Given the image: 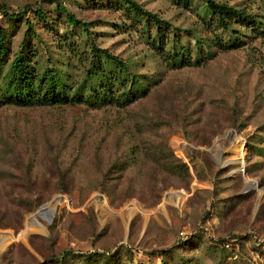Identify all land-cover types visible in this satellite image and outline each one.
<instances>
[{
	"label": "rangeland",
	"instance_id": "1",
	"mask_svg": "<svg viewBox=\"0 0 264 264\" xmlns=\"http://www.w3.org/2000/svg\"><path fill=\"white\" fill-rule=\"evenodd\" d=\"M136 1L169 28L120 0H0L26 10L0 11L2 94L23 49L68 96L0 105V264H264V0H218L254 15L227 29L203 0ZM100 72L110 103L78 102ZM131 81L135 98L118 103ZM222 237H242L236 259L215 250Z\"/></svg>",
	"mask_w": 264,
	"mask_h": 264
},
{
	"label": "trees",
	"instance_id": "2",
	"mask_svg": "<svg viewBox=\"0 0 264 264\" xmlns=\"http://www.w3.org/2000/svg\"><path fill=\"white\" fill-rule=\"evenodd\" d=\"M126 5V8L131 12V14L139 17H143L147 20L148 25H154L158 29L159 32H164L169 28L168 20L159 16L156 12L151 11L149 9L144 8L139 2L136 0H120ZM207 6V8L213 14V17L218 21V26L223 27L225 29L228 28L231 19L233 18H241L247 21V23H251L254 20V15L252 13L246 12L242 8L235 7L233 5L227 4L225 2H221L218 0H203ZM61 6V5H60ZM63 8V7H62ZM38 10V11H37ZM0 11L5 14L9 18L22 17L26 10L9 13L6 9L1 8L0 3ZM36 12L39 16H42V10L36 9ZM24 17V16H23ZM68 20L71 23L79 24L84 31L87 30L86 23L82 19H76L71 13H67ZM26 23L29 21L26 19ZM33 33V30L30 27H27L25 32L26 35L28 33ZM233 44H223L225 48L232 47ZM24 46V43L23 45ZM27 52H30V55H34L35 51L30 46H24ZM8 45L6 42V35L4 31L0 28V61L5 58L8 54ZM179 49L181 50L178 54L180 55L181 60L189 61L190 56L187 53V50L184 46L180 45ZM91 52L93 55H97L100 58H103L106 62H110L119 68H123L125 66L124 62L119 59L117 56L111 54L107 49L97 48L95 45H91ZM97 53V54H96ZM168 58L176 59L175 54H166ZM98 58V59H100ZM30 58L24 53V50L21 49L16 53L14 59L9 65L8 70V94H2L0 89V105L4 102L15 103L18 105H46V104H55L65 102L68 96L63 93L61 83L57 76L53 74V69L46 68L42 71V74L39 76L37 72H35L32 64L30 63ZM106 72L98 73V78L100 81V88L92 90L90 87V93L86 95L85 98L77 97L78 102H88L93 104H107L111 101V96L109 95L111 91L112 81L111 77H108ZM135 84L130 82V85L125 88L119 96L115 99L118 103H122V101H133L135 96L132 94L135 90ZM109 95V96H108ZM8 98V99H7ZM121 100V101H120ZM198 237L197 233L190 234L186 239L182 240L181 243L187 244L196 240ZM242 237L235 238H217L212 239V245L215 250L219 251L221 255L226 256L227 258L236 259L239 254V244L241 243ZM229 242V248L225 247V244ZM100 255V254H98ZM105 257V256H103ZM102 259V258H101ZM106 264V259H103ZM102 261V262H103ZM111 262V260H109ZM113 262V261H112ZM111 264H117L116 262ZM159 264H162L159 262Z\"/></svg>",
	"mask_w": 264,
	"mask_h": 264
},
{
	"label": "built area",
	"instance_id": "3",
	"mask_svg": "<svg viewBox=\"0 0 264 264\" xmlns=\"http://www.w3.org/2000/svg\"><path fill=\"white\" fill-rule=\"evenodd\" d=\"M183 232H180V234H182ZM183 235V234H182ZM229 246H230V243L229 242H227L226 244H225V247L226 248H229Z\"/></svg>",
	"mask_w": 264,
	"mask_h": 264
},
{
	"label": "water",
	"instance_id": "4",
	"mask_svg": "<svg viewBox=\"0 0 264 264\" xmlns=\"http://www.w3.org/2000/svg\"><path fill=\"white\" fill-rule=\"evenodd\" d=\"M46 216L48 217L47 213H46ZM36 221V220H35Z\"/></svg>",
	"mask_w": 264,
	"mask_h": 264
}]
</instances>
